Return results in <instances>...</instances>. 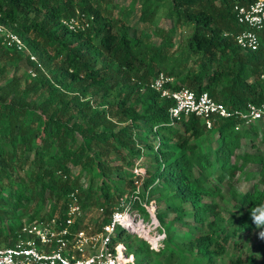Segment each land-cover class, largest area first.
<instances>
[{"label":"trees","instance_id":"obj_1","mask_svg":"<svg viewBox=\"0 0 264 264\" xmlns=\"http://www.w3.org/2000/svg\"><path fill=\"white\" fill-rule=\"evenodd\" d=\"M251 1L128 0L122 7L114 0H0V23L29 53L0 45V246H11L25 222L62 218L74 190L83 219L101 208L94 228L122 209L121 200L145 218L135 195L162 204L154 214L165 235L162 251L153 252L164 253L158 264H216L230 239L255 229L254 215L264 213V153L255 143L259 135L264 142V121L216 117L205 128L188 115L170 123L172 101L149 87L162 72L171 78L169 89L204 90L231 111L264 103V27L254 51L234 41L241 26L233 5ZM136 4L149 32L128 23ZM71 17L74 30L61 22ZM158 19L169 24L159 26ZM21 60L34 75L7 76ZM141 142L153 166L143 163L138 176L125 169L140 159ZM248 164L257 166L256 182L237 192L230 180ZM72 167L87 174L86 187ZM223 182L231 191L227 217L216 201L204 200L222 197ZM124 230L115 226L111 246L121 243L132 264H151L146 242L132 246ZM226 264H264V258L234 256Z\"/></svg>","mask_w":264,"mask_h":264},{"label":"built area","instance_id":"obj_2","mask_svg":"<svg viewBox=\"0 0 264 264\" xmlns=\"http://www.w3.org/2000/svg\"><path fill=\"white\" fill-rule=\"evenodd\" d=\"M232 10L236 23L241 26V30L234 35L235 44L241 50H256L259 44L258 33L264 27V0H253L245 5L235 4ZM61 22L71 30L77 25L73 17ZM0 45L17 50L25 49L29 54L18 35L2 23ZM29 59L35 60L31 54ZM27 72L34 75L30 68ZM170 81V77L158 72L149 83V87L158 92L160 97L172 101V105L167 109V119L170 123L188 115L203 121L205 128H209L216 117L235 116L245 125L256 120L264 121V103L248 102L244 108L231 111L204 90L195 92L185 87L169 89L165 84ZM139 171L134 170L133 174L142 176V171ZM138 186L139 182L135 181L136 191ZM75 192L76 190L68 194L62 218L54 215L46 220L23 223L16 230L15 242L11 246H0V264H132L131 254H125L121 243L111 246V237L117 224L124 228L129 226L138 229L150 246L155 248L158 238L150 236L147 229H143V219L139 213H133V216L139 217L133 223L129 207L122 200L120 204H123V208H116L106 222H101L94 228V223L82 218L83 211ZM133 200L145 209L146 202L139 196L135 195ZM97 210L101 212V208ZM77 221L79 227L75 228Z\"/></svg>","mask_w":264,"mask_h":264},{"label":"rangeland","instance_id":"obj_3","mask_svg":"<svg viewBox=\"0 0 264 264\" xmlns=\"http://www.w3.org/2000/svg\"><path fill=\"white\" fill-rule=\"evenodd\" d=\"M114 2L120 4L122 7L126 6L128 4V0H114ZM138 10H139V5L136 4L134 7V10L129 14L128 16V23L131 27H135L137 29L141 28L142 30H146L147 32H149L150 28L147 24H141L137 17H138ZM157 24L159 26H164L166 27L169 23L163 19H158L157 20ZM179 31L176 32L174 38L178 39L179 37ZM29 67L25 64V62L23 60L16 62L13 65H10L7 70H6V75L7 76H11L13 74H15L16 76H18L19 78H22L24 76L25 73L27 72V69ZM260 132H264V127L260 128ZM262 135H259L257 137V139H255V143L257 145V147L262 150V152L264 153V142H261L259 138H261ZM149 143H155L156 140L152 139L151 137H148V141ZM244 142V141H242ZM242 147L238 150L239 152L242 151L244 148V143H242ZM139 147H141L142 152L140 155V159L133 165L131 163V165L129 167H127V169H125V171H129L130 168L136 171L141 170L143 173V168H142V164H147L148 168L151 169L153 166L152 163V158L151 156L148 154L146 148L143 145V142L139 143ZM245 147V146H244ZM146 162H150V163H146ZM132 166V167H131ZM140 172V171H139ZM256 172H257V166L256 165H252V164H248L245 166V168L241 171L238 172L236 174V176L234 177V180H230V184L231 186L237 191V192H243L245 190H248L251 188V185L253 183L256 182ZM71 174L73 175H78L79 176V183L81 184L82 187H86L89 184V179L87 177V174L85 172L80 171L77 167H72L71 168ZM95 182V181H94ZM215 179L213 177L210 178V184L215 183ZM220 184V189L223 192L222 197H215V198H204V200L207 201H216L219 204V211H221V214L224 217H227L229 215V210L232 209V200H231V191L230 188L228 187V185L223 182V183H219ZM261 186V185H259ZM140 190V188H139ZM151 205H149L148 203H146V207H145V211L147 216L145 218H143L140 214V217H142V221H143V229L148 231V234L150 236H154L157 242L155 248L151 247L150 244L146 241V239H144V237L141 235V232H138V229L132 227L129 228V226H127L124 230L123 233V238L125 240V242L130 243L132 246L134 244H136L138 241V239H143L146 244L148 245V250L150 251L149 253H147L145 255V259H149L151 260V264H158L164 261V253H158V254H154L153 252H155L156 250H159L160 252L162 251L161 248H163V244L162 241L164 239V231L161 228L160 224L158 223L157 219H155V212L156 210H162L163 205L160 204L157 207L155 206V204L153 202L150 203ZM48 205V202L46 203V206ZM228 209H226V208ZM98 206L93 207L89 210H87L86 216H85V220L94 223L96 221V219L99 218V211L97 210ZM119 208H123V204L121 203L119 205ZM224 208V209H223ZM130 211V218L133 220V223H135V221H137L139 219V217L137 215L133 216V213H138V211L132 207V209L129 208ZM237 217L235 219V221L237 222V220L240 218L241 216V212L237 211ZM172 216L171 213H169L166 216L167 218H170ZM235 222V223H236ZM177 230H175V234H181L183 229H179V227H175ZM264 233V226L260 225L257 226L255 229H252L249 233H238L234 240L235 243H233V239H230L229 242L226 245V249L225 252L223 253L222 256H217L214 260L216 264H226L228 262V260L230 258H233L234 256H247L250 254H254L258 259L264 258L263 255V251H264V236H262L261 234ZM153 245V244H152ZM157 251V252H159ZM133 256V255H131ZM133 261V258H132ZM186 264V263H185Z\"/></svg>","mask_w":264,"mask_h":264},{"label":"clouds","instance_id":"obj_4","mask_svg":"<svg viewBox=\"0 0 264 264\" xmlns=\"http://www.w3.org/2000/svg\"><path fill=\"white\" fill-rule=\"evenodd\" d=\"M253 220L257 226L264 225V213L254 215ZM261 235L264 236V233H262Z\"/></svg>","mask_w":264,"mask_h":264}]
</instances>
